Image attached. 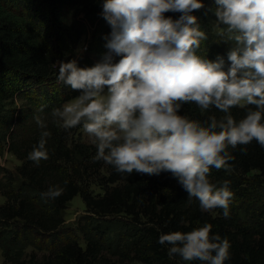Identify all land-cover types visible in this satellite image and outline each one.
I'll return each mask as SVG.
<instances>
[{"label":"trees","instance_id":"obj_1","mask_svg":"<svg viewBox=\"0 0 264 264\" xmlns=\"http://www.w3.org/2000/svg\"><path fill=\"white\" fill-rule=\"evenodd\" d=\"M102 0H0V250L3 264H113L134 254L143 264H185L169 258L167 245L159 236L172 231H190L204 224L211 232L227 238L230 259L225 264H264V148L255 140L249 145L229 147L235 157L232 173L212 168L209 179L222 184L230 180L234 198L229 217L223 209L202 211L195 198L171 173L159 175L118 173L102 160H94L96 147L82 139V126L64 130L51 119L53 107L71 101L79 90L58 83V61L75 58L83 37L85 55L79 66L90 67L104 52V36L111 29L102 17ZM194 10L197 22L208 39L197 54L215 60L227 57L230 42L219 40L212 22L217 20L215 0H203ZM173 19L180 13L166 12ZM120 57H115L118 61ZM46 107L43 112L40 106ZM253 107V106H247ZM245 108L233 107L236 120ZM193 119L205 120L223 115L214 107L201 114L193 102L179 111ZM47 121L51 136L47 141L49 158L39 165L29 153L40 139L35 120ZM246 152H241V148ZM5 153L21 164L16 171L3 165ZM257 171L262 180L248 177ZM65 181L67 183H65ZM103 194H95L92 186ZM50 186L63 189L54 200L41 198ZM80 196L88 213L80 228L85 246L67 229L65 212ZM125 217L126 222L111 217ZM211 234V233H210ZM199 264V262H191Z\"/></svg>","mask_w":264,"mask_h":264},{"label":"clouds","instance_id":"obj_2","mask_svg":"<svg viewBox=\"0 0 264 264\" xmlns=\"http://www.w3.org/2000/svg\"><path fill=\"white\" fill-rule=\"evenodd\" d=\"M215 3L216 35L232 46L226 59L209 60L197 54L208 39L193 14L203 0H102L101 15L111 29L104 36L107 51L90 67L75 58L57 62V82L80 94L53 107L50 116L64 130L82 126L96 147L94 160L128 175L171 173L202 211L221 208L228 218L231 181L213 183L209 175L212 168L234 171L229 147L255 140L264 148V0ZM166 12L180 15L173 19ZM185 102L201 114L214 107L223 115H181ZM233 107L245 108V115L236 120ZM35 120L44 130L28 158L39 165L49 158L51 132L45 119ZM62 192L50 186L40 195L47 201ZM211 229L204 224L172 231L158 243L167 245L170 259L178 256L185 264H225L231 244Z\"/></svg>","mask_w":264,"mask_h":264},{"label":"rangeland","instance_id":"obj_3","mask_svg":"<svg viewBox=\"0 0 264 264\" xmlns=\"http://www.w3.org/2000/svg\"><path fill=\"white\" fill-rule=\"evenodd\" d=\"M216 21H213L212 24L215 27ZM216 29V27H215ZM88 37V36H87ZM87 37H83L77 47V50L75 52V59L80 62L83 56L85 55V51H80V49L84 48L87 44ZM70 102V101H68ZM82 139L83 141L87 143H92L91 138L88 136L87 133H85L82 129ZM3 165L12 170L13 172L16 171V168L21 164V162L13 155L10 153H5L4 158H3ZM251 181L253 182H260L262 178L259 177L257 171H252L248 177ZM92 190L94 191L95 194H103L102 189L97 186L93 185ZM5 201L4 197L0 194V202L3 203ZM88 213L86 211V206L85 203L83 202L82 198L80 196L75 197L68 205L67 210L65 212V220H66V225L67 229L70 230L72 234H76L78 240L80 241V244L82 246H85V242L83 239L82 234L80 233V228L82 224L85 222V218L87 217ZM111 219H119L123 222L127 221V218L119 216V217H111ZM108 257L112 258L113 264H143L139 263L137 261L136 257L134 254H129L127 255L126 258L122 259L120 255L113 257L112 254L109 252L106 254ZM0 264H3V257L2 253L0 250Z\"/></svg>","mask_w":264,"mask_h":264}]
</instances>
